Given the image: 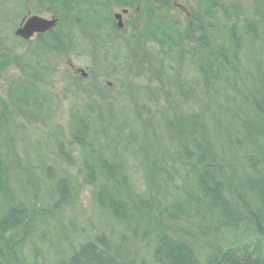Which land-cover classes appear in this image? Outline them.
I'll return each mask as SVG.
<instances>
[{"label": "trees", "instance_id": "obj_1", "mask_svg": "<svg viewBox=\"0 0 264 264\" xmlns=\"http://www.w3.org/2000/svg\"><path fill=\"white\" fill-rule=\"evenodd\" d=\"M191 1L182 13L174 0H0V72L19 73L6 100L0 97V129L8 133L0 142V264H264V0H254L260 19L247 17L241 26L231 20L234 5L230 14L221 0ZM114 7L131 9L134 20L118 28ZM28 11L57 19L30 43L12 30ZM126 27L133 34L120 41ZM156 49L169 59L168 70L162 59L152 66L148 53ZM67 53L86 54L95 67L87 78L94 77L98 98L87 88L90 105L73 110L66 130L68 143L80 148L82 181L113 223L44 257L38 250L46 241L38 243L48 227L60 229L75 186L66 168L55 170L49 160L22 164L11 125L16 118L47 124L41 84L61 73ZM117 58L125 75L150 73L148 101L164 85L173 94L154 113L143 103L145 114L128 133L119 126L121 106L132 100L137 107L140 93L132 96L128 77L106 83L104 69L113 70ZM182 60L193 69L189 80L172 65ZM92 111L105 126L95 129ZM54 144L70 162L62 140ZM126 144L141 187L119 150Z\"/></svg>", "mask_w": 264, "mask_h": 264}, {"label": "rangeland", "instance_id": "obj_2", "mask_svg": "<svg viewBox=\"0 0 264 264\" xmlns=\"http://www.w3.org/2000/svg\"><path fill=\"white\" fill-rule=\"evenodd\" d=\"M173 3L182 13H187L189 6L192 5L191 0H174ZM221 4H223L225 8H229L230 14H232L234 11V9H232V6H235L233 7L236 11L235 16H233L231 20H233L239 26L242 25L244 19L247 17L260 19L257 13L255 14L256 10L254 0H221ZM116 12L121 13L123 22V26L121 28H124V23L126 21L134 20V12L131 9H120L119 7H114L112 9V13ZM36 15L45 18L51 17V14L44 11L38 12L36 13ZM17 24L18 22H16V25L12 27V30L17 26ZM132 34L133 33L131 32L130 28L126 27L124 31L117 34V37H119L120 41L122 38L128 40L130 39V36H132ZM33 37L34 35L29 39H26V41L30 43ZM109 37L112 38L111 36ZM115 37L113 36V39ZM114 49L117 48L114 46L109 50L114 51ZM118 50H120L119 54H121L120 52L122 51V48ZM137 55L142 56L141 52ZM148 55L155 58V60L152 61L153 67H161V65L158 63L162 59V68L168 70L169 59L164 56L163 52L156 49L155 51L148 53ZM120 58H117L113 61L115 65V68L113 70H106V68L102 67V65L100 66V68H105L104 72H107L109 76L111 75V78L106 79V83L108 82V86H111V80L113 79L117 81L118 79L116 78L123 79L125 77H128L130 80V86H132V96H134V94L136 93H140V95L137 96L139 102L137 104L138 109L134 102H132V100H128L122 103L121 106L123 108V117H121L123 121L119 122V126H122L125 133H128L130 127L132 128L133 126L132 122L134 120V117L136 118V115L142 117L144 116L145 109L142 106L143 103H145L146 106L151 110V112L154 113L156 108H164V106L168 105L166 101L170 98V96H173V94L169 93V86L164 85V87L156 92V95L152 97V102L148 101L146 87L149 85L147 77L150 76V73L148 74L145 72L142 74V76L139 77L133 76L131 75V73L125 75L121 72V70H119V66H121L120 64L123 61V59ZM64 60L65 63L62 64L61 73L55 75L53 78H47V81L45 80L41 84L42 90L44 91L43 93L45 94V96L48 95L47 97L49 98L46 112L48 118L47 124L45 126L39 124H28L24 123L23 120L16 118L14 120V124L11 125V135L12 133L15 135L14 147L17 150L18 154L21 156L20 160L22 164H24L28 159L31 160L30 162H32L34 166L37 165L39 163L38 161L40 160H49L48 163L52 162L55 170L62 171L66 168L67 173H69V175L71 176V180L75 186L73 203L71 205L63 206L62 213L61 215H59L60 221L59 223H57V226H60V229L56 232L53 229L54 227H48L49 230L45 232L43 240L38 243L39 245L43 241H46L45 244L42 243L40 245V250H38L40 255L44 257H47L49 255L54 256L56 249L58 250V252L64 251L66 240H70V238L73 239V241H71L70 243H73L74 241H76V238L78 236L83 238L100 229H108V227L113 223L112 220L107 217V214L98 207L94 196L95 188L93 186L85 184L82 181V176L80 173L81 170L79 167L80 148L77 144L68 143L69 137L66 130L67 121L70 119L73 110H84L87 108V106L90 105V99L86 96L85 90L87 88H90L92 91V95L98 98V95L95 94L93 88V86H95L94 77L87 78L88 70L95 68L94 64L92 63L93 60L91 61L90 57L86 54H77L75 57L71 58L70 53H67V56ZM146 61L149 62L148 59ZM173 64H176L177 67H180L179 69L183 74V78L189 80L190 77L193 76V69L187 64L185 60H182V63L173 62L172 65ZM145 68H147V66ZM80 69L84 71L85 75L82 74ZM18 74V70L15 67H9L0 72V97L6 100L9 81L11 78L17 77ZM76 76L80 77L81 79L80 81H77V83L73 80ZM116 93L119 92H115L114 89L110 92L111 95L118 96ZM169 94L170 96L168 98ZM118 103L119 102L114 103L115 110L119 109ZM100 106L103 113L101 114L103 116L105 115L107 109V106L105 105V102L103 100L100 101ZM97 115V111L91 114L93 123L96 125L95 129L105 126V122L102 123L101 120H98L100 118L98 117L99 115ZM59 132H62V134H59ZM0 133V142H2V140H4L6 137L8 138V133L6 135V133H4L2 129H0ZM107 134L109 135L108 140L114 141L115 137L113 134H111L110 130ZM57 137L62 140L63 144H65L63 146H65L71 154L72 159L70 162L65 161L62 154L58 152V148L54 144V141L55 139H57ZM124 144L125 143H120V145ZM126 145L128 146L127 148L121 146L119 150L124 155V161L127 163L129 168H131L129 170V177L132 184L136 187H141V172L136 167V161L133 157V150H131L132 148L129 147V144ZM50 241L54 242L55 248H49Z\"/></svg>", "mask_w": 264, "mask_h": 264}, {"label": "water", "instance_id": "obj_3", "mask_svg": "<svg viewBox=\"0 0 264 264\" xmlns=\"http://www.w3.org/2000/svg\"><path fill=\"white\" fill-rule=\"evenodd\" d=\"M113 18L116 21L117 27L121 28L123 26L121 13H113ZM56 23L57 19L54 16L45 18L36 14H31L30 11H28V13L22 17L17 27L14 29V35L26 40L35 34L48 31L50 28L55 26ZM80 71L83 75H85L82 69H80Z\"/></svg>", "mask_w": 264, "mask_h": 264}]
</instances>
